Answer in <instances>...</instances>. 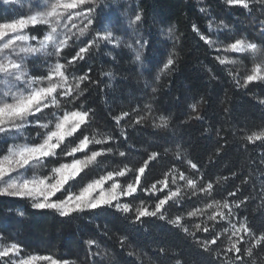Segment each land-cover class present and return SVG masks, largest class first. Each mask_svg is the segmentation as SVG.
I'll use <instances>...</instances> for the list:
<instances>
[{
	"label": "snow or ice",
	"instance_id": "6c2138e0",
	"mask_svg": "<svg viewBox=\"0 0 264 264\" xmlns=\"http://www.w3.org/2000/svg\"><path fill=\"white\" fill-rule=\"evenodd\" d=\"M160 3L0 0V198L85 221L77 259L38 257L18 237L39 226L0 207V264H264V115H236L237 90L264 109V0H196L191 51ZM191 59L233 95L177 87Z\"/></svg>",
	"mask_w": 264,
	"mask_h": 264
},
{
	"label": "trees",
	"instance_id": "16d2710c",
	"mask_svg": "<svg viewBox=\"0 0 264 264\" xmlns=\"http://www.w3.org/2000/svg\"><path fill=\"white\" fill-rule=\"evenodd\" d=\"M149 5L153 4V0H147ZM200 5H197L196 0H161L160 10L164 12L166 16L171 17V22L177 24V27L180 32H184L187 35V39L185 41L186 48L185 51H191L196 41L192 38L189 26L190 23L195 21L198 24L206 25L207 21L205 19H198L197 8ZM11 8V6H3L0 5V12L4 11L5 8ZM179 9V11L177 10ZM227 11H231V9H226ZM239 18L242 21H245V17L241 15L239 12L233 13V18ZM223 39V37H221ZM160 47V46H158ZM199 56L200 60L207 64L209 67H212L211 56L212 53L207 54V59L205 58V50L200 48L196 53ZM188 59V58H186ZM238 61H243V63H237L235 65V69L241 72L244 71L245 65L251 66L249 60H245L243 56L235 57ZM195 60L191 59V62L187 67L182 65L181 75L176 77L177 87L186 86L188 84L195 85L194 90H200V93L203 94V90L206 88L208 91H211L214 97H222L224 94V88H229L227 83H224L223 88L220 84L207 83V77L199 72L195 68ZM126 67V64L124 65ZM116 70L120 72L122 69L117 67ZM214 71L216 69H213ZM155 71V69H154ZM130 76H135V73H127ZM166 82V81H165ZM253 92L264 96V86L256 87L252 89ZM229 95H233L232 89L229 88ZM236 99L239 104V111L237 112V116L246 120L248 128H254L256 125L260 124V117L264 115V109H262L259 105L255 103L254 100L251 99V93L245 94L242 90H237ZM218 104V102H217ZM182 107L177 106L172 108V111L176 113V115L180 119H184L181 115ZM101 126L103 125L102 120H98ZM96 125H93L95 127ZM241 127L244 125L241 124ZM195 122H193V128H195ZM150 132V130H149ZM149 132L145 133V136L149 139H154V137L150 136ZM33 136L35 133L32 134ZM193 153L203 152V143L204 142H195V135H193ZM258 150V149H257ZM133 160H139L140 157L137 154H133ZM168 165L167 160H158L152 166V172L149 174V182L153 179V177L160 178L162 172L165 170ZM115 166V165H113ZM123 182V181H122ZM0 207L7 208H22L27 214L28 221H30L33 225H38L39 227H31L30 229H20V235L18 239L25 244L26 253L25 254H33L38 257L42 256H52L55 259H77V254L80 250V240L81 233L79 229L85 227V221H74L71 224H61L59 220H54L51 214H41L30 208L29 202L27 201H17L12 198H0ZM102 216H106V214H102ZM110 219V217H108ZM153 234H162V230L160 227L153 225ZM87 230H91V226H88ZM15 230H13L14 232ZM87 238V236L83 237ZM169 239L174 240L175 238L169 234ZM82 255V253H80ZM151 253H149V256ZM39 260V259H38ZM40 264H46L47 261L39 260ZM144 264H151L148 257H145Z\"/></svg>",
	"mask_w": 264,
	"mask_h": 264
},
{
	"label": "rangeland",
	"instance_id": "374dc122",
	"mask_svg": "<svg viewBox=\"0 0 264 264\" xmlns=\"http://www.w3.org/2000/svg\"><path fill=\"white\" fill-rule=\"evenodd\" d=\"M34 171H36V170H34ZM29 175H31V173H29ZM35 264H40V263H39V260H37V261L35 262ZM46 264H49V262L46 263Z\"/></svg>",
	"mask_w": 264,
	"mask_h": 264
}]
</instances>
